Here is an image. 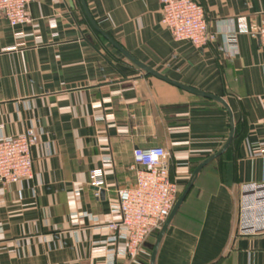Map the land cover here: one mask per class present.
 Returning a JSON list of instances; mask_svg holds the SVG:
<instances>
[{
  "label": "crops",
  "instance_id": "crops-1",
  "mask_svg": "<svg viewBox=\"0 0 264 264\" xmlns=\"http://www.w3.org/2000/svg\"><path fill=\"white\" fill-rule=\"evenodd\" d=\"M196 1L212 37L205 48L173 40L161 0H85L136 60L223 99L232 113L227 150L199 172L154 264H264V233L238 234L243 188L264 183V46L253 34L264 0ZM28 11L33 21L16 28L0 15V136L40 134L33 179L0 183V264H150L158 234L138 263L109 257L125 247L109 241L106 226L120 221L117 191L136 184L133 151L165 148L170 178L186 188L225 145L229 113L146 74L89 26L80 0H40ZM239 18L249 31L237 34L239 54L227 60L219 47ZM95 168L106 182L100 198Z\"/></svg>",
  "mask_w": 264,
  "mask_h": 264
},
{
  "label": "built area",
  "instance_id": "built-area-1",
  "mask_svg": "<svg viewBox=\"0 0 264 264\" xmlns=\"http://www.w3.org/2000/svg\"><path fill=\"white\" fill-rule=\"evenodd\" d=\"M36 1L40 0H0V15L12 28L30 24L33 20L28 7ZM161 16V23L174 41L187 42L195 48H205L212 42L204 9L196 0H161ZM233 24L237 29L226 33L219 47L227 60L239 54L237 34L249 31L244 18ZM253 34L264 46V22ZM39 138L40 134L33 128L14 137L0 136V183L21 184L33 179L32 150ZM169 156L165 148L158 146L133 151L136 184L117 191L118 202L112 206V211L120 216V221L106 226L112 232L109 241L125 244L123 249L109 255L111 260L118 255L138 263L146 240L170 216L178 198V184L170 178ZM90 185L96 189L95 197L100 198L106 186L103 169L95 168L90 172ZM240 210L243 219L238 234L264 233V183H252L243 188Z\"/></svg>",
  "mask_w": 264,
  "mask_h": 264
},
{
  "label": "water",
  "instance_id": "water-1",
  "mask_svg": "<svg viewBox=\"0 0 264 264\" xmlns=\"http://www.w3.org/2000/svg\"><path fill=\"white\" fill-rule=\"evenodd\" d=\"M81 1V4H82V7H83V10L85 12V15L90 23V25L92 26V28L98 32L100 35H102L106 40L107 42L113 46L116 50H118L122 55H124L127 59H129L131 62H133L136 66H138L140 69H142L144 72H146V74H149L161 81H164L170 85H173V86H176L184 91H187L191 94H194V95H197V96H200V97H203V98H207V99H210V100H213L215 102H218L220 103L221 105H223L226 110L228 111L229 113V116H230V135L225 143V145L223 146V148L218 151L217 153H215L214 155H212L211 157H209L208 159L204 160L203 162H201L196 168L195 170L193 171L192 175H191V178L186 186V188L184 189V191L182 192V194L180 195V197L177 199L176 201V204L170 214V216L168 217V219L166 220V222L162 225V227L160 228L159 232H158V235H157V238H156V242L154 244V248H153V251H152V254H151V260H150V264H154L155 263V258H156V254H157V251H158V248H159V245H160V242L169 226V224L171 223L172 219L174 218L175 214L177 213V211L179 210L180 206L182 205L183 201L185 200L187 194L189 193L191 187L193 186L199 172L206 166L208 165L210 162H212L214 159L218 158L219 156H221L228 148L232 138H233V134H234V123H233V117H232V113L229 109V106L227 105V103L217 97V96H213V95H210V94H207V93H204V92H200L196 89H193V88H190L188 86H185L181 83H178L174 80H171L170 78L166 77L165 75L149 68L148 66L142 64L141 62H139L138 60H136L131 54H129L121 45H119L108 33H106L105 31H103L99 25L95 22V20L93 19L87 5H86V2L85 0H80ZM101 196L104 195V191L101 190Z\"/></svg>",
  "mask_w": 264,
  "mask_h": 264
},
{
  "label": "rangeland",
  "instance_id": "rangeland-1",
  "mask_svg": "<svg viewBox=\"0 0 264 264\" xmlns=\"http://www.w3.org/2000/svg\"><path fill=\"white\" fill-rule=\"evenodd\" d=\"M185 189L184 186H181V185H178V196H180L183 192V190ZM158 231L159 230H156L154 233H153V237H155L157 234H158Z\"/></svg>",
  "mask_w": 264,
  "mask_h": 264
},
{
  "label": "trees",
  "instance_id": "trees-1",
  "mask_svg": "<svg viewBox=\"0 0 264 264\" xmlns=\"http://www.w3.org/2000/svg\"><path fill=\"white\" fill-rule=\"evenodd\" d=\"M87 23L89 24V26L92 28V26L90 25V23L88 22V20H87ZM106 32V31H105ZM107 33V32H106ZM97 34L98 35H100L98 32H97ZM101 36V38L104 40V41H106V39L102 36V35H100ZM196 167V166H195ZM178 199V198H177Z\"/></svg>",
  "mask_w": 264,
  "mask_h": 264
}]
</instances>
